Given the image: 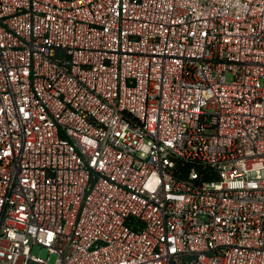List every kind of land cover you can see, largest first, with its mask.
I'll return each instance as SVG.
<instances>
[{
  "label": "built area",
  "instance_id": "2783aa9c",
  "mask_svg": "<svg viewBox=\"0 0 264 264\" xmlns=\"http://www.w3.org/2000/svg\"><path fill=\"white\" fill-rule=\"evenodd\" d=\"M37 246L264 264V0H0V264Z\"/></svg>",
  "mask_w": 264,
  "mask_h": 264
},
{
  "label": "rangeland",
  "instance_id": "374dc122",
  "mask_svg": "<svg viewBox=\"0 0 264 264\" xmlns=\"http://www.w3.org/2000/svg\"><path fill=\"white\" fill-rule=\"evenodd\" d=\"M227 80L230 81L231 77L228 76ZM33 254L40 256L44 260L48 261L49 264H56L57 256L55 254L49 253V251L45 248H41V247L37 246L34 248Z\"/></svg>",
  "mask_w": 264,
  "mask_h": 264
}]
</instances>
